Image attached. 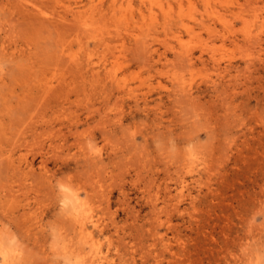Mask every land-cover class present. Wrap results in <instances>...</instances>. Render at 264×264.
<instances>
[{
	"label": "rangeland",
	"instance_id": "rangeland-1",
	"mask_svg": "<svg viewBox=\"0 0 264 264\" xmlns=\"http://www.w3.org/2000/svg\"><path fill=\"white\" fill-rule=\"evenodd\" d=\"M110 2L0 0V264H264V3Z\"/></svg>",
	"mask_w": 264,
	"mask_h": 264
},
{
	"label": "bare ground",
	"instance_id": "bare-ground-1",
	"mask_svg": "<svg viewBox=\"0 0 264 264\" xmlns=\"http://www.w3.org/2000/svg\"><path fill=\"white\" fill-rule=\"evenodd\" d=\"M89 1V0H88ZM261 3H264V0H259ZM101 1H99V3H97V4H94V5H92V3H91V6L90 5H88V6H90L91 8H92V10L94 9L95 10V8L96 9H100V7H98V6H102V3H100ZM81 3V2H80ZM84 3H86V2H84ZM178 3V2H177ZM82 4V3H81ZM114 4V0H111V2H110V5L107 3L106 4V6L107 5H109L110 6V8L111 7H113L112 5ZM151 4V3H150ZM149 4V5H150ZM80 5V4H79ZM142 5H143V2H142ZM86 6V4H84L83 5V7H85ZM87 6V7H88ZM78 7V6H77ZM81 7H82V5H81ZM90 7H88V8H86L87 10L88 9H91ZM120 8H121V6H119ZM116 8V7H115ZM118 8V7H117ZM120 8H118V9H120ZM69 9V8H68ZM109 9V8H108ZM149 9V8H148ZM73 10V9H72ZM110 10H112V9H110ZM70 11H71V9H70ZM75 11V10H74ZM80 11H82V10H80ZM91 11V10H90ZM138 11V10H137ZM76 12V11H75ZM78 12V11H77ZM84 12H87V11H84ZM97 12V11H96ZM103 12V11H102ZM117 11H115V13H116ZM103 13H105V12H103ZM110 13H111V11H110ZM114 13V12H113ZM76 14V13H75ZM74 13H73V15H75ZM98 14V13H97ZM77 15V14H76ZM112 15V14H111ZM114 15V14H113ZM78 16V15H77ZM80 16V15H79ZM103 16V15H102ZM107 16H109V15H107ZM106 16V17H107ZM75 17H73V19H74ZM196 18V17H195ZM73 21H75V19L73 20ZM77 21H78V19H77ZM181 23V22H180ZM184 23V22H183ZM186 25V24H185ZM182 27H184V29H185V27L186 26H184V25H182ZM188 27H190V26H188ZM85 30H87V29H85ZM89 30V29H88ZM93 32V31H92ZM94 33V32H93ZM89 35V34H88ZM92 36V35H91ZM247 39H250V40H252V42L254 43V44H256L257 46H258V48H259V50H258V52L260 53L261 51H263L264 49L262 48V46H264V22H261L260 24H259V27H258V31L257 32H255V33H250L249 35H247ZM231 43H234V44H236L237 42H236V40H231L230 41ZM107 44V43H106ZM105 44V45H106ZM102 45H104V44H102ZM187 48V47H186ZM193 50V49H192ZM190 48H188V49H186L185 50V54H184V56H185V61L188 63V65L189 66H192L193 64H195L196 62H199V63H201L202 65H205L208 61H211L212 63H213V68L216 70V71H218V73L219 74H221L222 76V78H224L225 77V74H227L228 72H229V70L231 69V68H236V66H235V64L236 63H233V59L231 58V57H225V56H220V57H216V55L214 54V49H212V48H200L199 49V51H198V54H194V52L192 51ZM257 52V53H258ZM204 53H206L208 56L207 57H204ZM258 55H260V54H258ZM264 58V57H263ZM221 62H224V63H222L221 64ZM88 219V218H87ZM90 222L91 223H93L92 222V220H90ZM77 223H79L80 224V227H79V229H80V233L81 232H83L85 229H86V225L84 224V222L83 221H79V222H77ZM94 226H95V223L93 224ZM83 234V233H82ZM89 235V234H88ZM84 236H86V235H84ZM90 236V235H89ZM87 238V237H86ZM93 259V258H92ZM12 260V259H11ZM7 262H10L9 260H8V258H6V257H3L2 258V260H1V264H7ZM92 262V261H91ZM101 262V261H100Z\"/></svg>",
	"mask_w": 264,
	"mask_h": 264
}]
</instances>
